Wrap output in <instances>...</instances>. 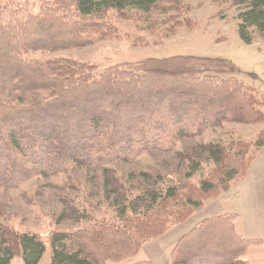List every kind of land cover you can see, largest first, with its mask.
<instances>
[{
	"label": "trees",
	"instance_id": "obj_1",
	"mask_svg": "<svg viewBox=\"0 0 264 264\" xmlns=\"http://www.w3.org/2000/svg\"><path fill=\"white\" fill-rule=\"evenodd\" d=\"M10 1L0 0V188H15L32 177L52 176L75 165L104 173L106 185L124 194L117 182L112 184L107 169L114 162L131 164L149 150L169 152L181 139L199 137L224 124L264 123L256 102L239 83L240 88L232 79L217 78L219 69L210 71L215 73L210 77L193 67L198 62L218 67L222 64L218 61L146 60L98 73L95 66L64 59L44 64L23 60L35 52L83 49L90 46L86 39L91 37L106 40L111 32L101 30L104 25L99 22L111 11L156 12L160 20L149 23L148 29L152 33L157 25L166 26L169 37L179 25L174 21L183 11L184 0H54L46 21L28 31L30 22L15 18ZM212 1L236 7L238 36L245 45L252 43L251 29L264 34V0ZM71 9L76 20L62 27L54 12ZM40 16L44 17L42 11ZM14 101L18 108L9 106ZM233 105L238 108L233 110ZM263 146L261 138L255 152ZM236 148L233 155L217 143L199 148L215 165V174L195 191L183 192L187 184L169 181L159 189L164 180L156 176L155 186L142 190V200L136 196L127 207L126 199L117 196V217L124 222L120 227L94 225L74 234L51 235V264H118L135 256L142 245L181 223L189 214L188 206L198 208L219 191H227L229 184L242 181L254 154L248 158L249 147L239 144ZM187 160L191 169L185 178L189 179L201 164ZM228 161L236 169L228 167ZM149 175H140L144 184L152 180ZM137 202L143 203L139 211L134 206ZM128 210L132 218H126ZM233 221L234 216L227 215L204 221L178 243L173 264H249L242 260L248 242L236 234ZM45 249L37 236L5 229L0 236V264H12L13 259L38 264Z\"/></svg>",
	"mask_w": 264,
	"mask_h": 264
},
{
	"label": "rangeland",
	"instance_id": "obj_2",
	"mask_svg": "<svg viewBox=\"0 0 264 264\" xmlns=\"http://www.w3.org/2000/svg\"><path fill=\"white\" fill-rule=\"evenodd\" d=\"M53 2L11 0L10 7L17 20L30 22L28 31L35 23L46 21L54 10ZM161 5L168 7L164 3ZM182 6L183 11L174 21L179 25L173 28L169 37L166 26L157 25L152 33L148 29L149 23L160 20L156 12L134 15L126 11L125 15L111 11L99 22L100 26L104 25L101 30L109 29L111 32L106 40L91 37L86 39L90 46L83 49L35 52L24 56L23 60L44 64L64 59L95 66L98 73L116 66L137 65L146 60L192 57L218 61L222 63L218 67L203 62L194 63L193 67L204 70L205 75L210 77L215 74L210 71L221 70L217 78L239 83L256 102V109L264 115V34L251 29V45L242 43L238 36V10L230 2L184 0ZM41 11L44 17L40 16ZM46 11L48 13L44 14ZM74 12L71 9L54 14L59 16L63 27L66 22H75ZM44 35L40 37L44 38ZM9 104L13 108L19 106L16 101ZM231 108L234 110L238 106ZM263 133L264 123L224 124L221 129L206 130L199 137L181 139L169 152L149 150L140 153L131 164L114 162L107 169L114 180L112 184L117 182L124 194L114 193L112 185H106L104 173L75 165H67L52 176L32 177L15 188H0V236L5 229L18 235L37 236L46 245L38 264H51V248L48 245L51 235L74 234L94 225L122 226L124 222L117 217L116 209L120 206L117 196L126 199L123 204L127 207L136 196H141L142 200V190L155 186L153 179L156 176L164 180L159 189L169 181L172 185L187 184L183 192L195 191L200 182L215 174V165L200 153L199 148L217 143L233 155L240 144L249 147L248 158L254 154L242 181L229 184L227 191H219L198 208L188 206L189 214L181 223L171 225L158 238L142 245L135 256L118 264H173L175 248L182 239L204 221L224 215L234 216L236 234L248 242L242 260L249 264H264V146L257 152L254 149L255 143L264 139ZM187 159L201 164L189 179L185 178L191 169ZM228 163V167L235 168L232 161ZM143 174H150L152 180L144 184L140 176ZM142 204L137 202L134 206H138L139 211ZM132 216L128 210L126 218ZM12 264L23 263L20 259H13Z\"/></svg>",
	"mask_w": 264,
	"mask_h": 264
}]
</instances>
